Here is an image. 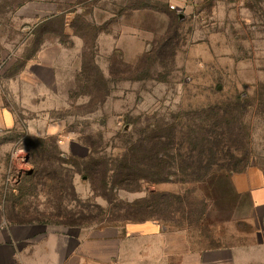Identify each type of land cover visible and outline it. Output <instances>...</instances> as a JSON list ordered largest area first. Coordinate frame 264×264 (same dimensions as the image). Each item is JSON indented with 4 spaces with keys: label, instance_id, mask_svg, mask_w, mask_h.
I'll return each mask as SVG.
<instances>
[{
    "label": "rangeland",
    "instance_id": "374dc122",
    "mask_svg": "<svg viewBox=\"0 0 264 264\" xmlns=\"http://www.w3.org/2000/svg\"><path fill=\"white\" fill-rule=\"evenodd\" d=\"M25 1L0 0V229L152 221L170 247L264 264V207L233 184L264 173V0H66L22 30ZM155 150L164 181L83 175L91 157L153 174Z\"/></svg>",
    "mask_w": 264,
    "mask_h": 264
},
{
    "label": "crops",
    "instance_id": "0c3cea01",
    "mask_svg": "<svg viewBox=\"0 0 264 264\" xmlns=\"http://www.w3.org/2000/svg\"><path fill=\"white\" fill-rule=\"evenodd\" d=\"M66 0H26L18 10L23 29L31 22L38 26L49 22L61 12L58 2ZM53 9V11H52ZM25 25V26H24ZM28 28V27H27ZM28 40L42 38L38 33L20 32ZM2 37V36H1ZM44 39L49 35L44 34ZM27 45V44H26ZM25 45V46H26ZM47 51L40 50L30 65L49 68L44 60ZM39 60V61H38ZM7 124L12 122L7 110ZM55 135V128H50ZM237 193H250L256 207H264V173L247 172L233 178ZM137 224V226L135 225ZM132 226V227H131ZM97 234L88 235L81 226L49 229L42 223L14 224L0 229V264H234L238 263L231 251L219 249L202 253L198 249L185 250L186 242L171 247L167 242L168 227L142 222L102 226ZM107 228V230H106ZM172 248V250H169ZM229 252V254H225Z\"/></svg>",
    "mask_w": 264,
    "mask_h": 264
},
{
    "label": "trees",
    "instance_id": "16d2710c",
    "mask_svg": "<svg viewBox=\"0 0 264 264\" xmlns=\"http://www.w3.org/2000/svg\"><path fill=\"white\" fill-rule=\"evenodd\" d=\"M217 113L218 111H213V115H217ZM214 132L216 133V137H219L217 136L216 130H214ZM220 136H223V135L221 134ZM160 144H163V143H160ZM217 144H220V141ZM140 146H144V145L140 144ZM152 154H153V157L151 158L155 160V164L150 166L151 167L150 170L155 173L153 174L151 173L150 175H140V176L137 175L142 170L140 169V167L143 164L142 159H139L138 161H135V160L132 161L134 165L130 166V163H128L125 157L118 159V162H120V165L118 168L117 166H115L114 168L113 167L111 168L106 163V161H101L98 158L91 157L89 158L90 161L84 166L83 175L91 179L96 178V180L101 182V184L104 187H109L110 185L111 186L113 185V186H118L122 188H129L130 185L128 184L124 185V183L130 180L147 181V182H152V183L164 181V179H161L162 178L161 174H164V173H158V172L159 171L163 172L164 170L169 169L170 166H168L167 162H164L162 158L158 155L159 154L158 150L153 151ZM187 170H188V167H185L184 171L186 172ZM112 172L113 173L116 172V175H112ZM147 218L148 220H150L155 217H153V215H149L144 220H146Z\"/></svg>",
    "mask_w": 264,
    "mask_h": 264
},
{
    "label": "built area",
    "instance_id": "2783aa9c",
    "mask_svg": "<svg viewBox=\"0 0 264 264\" xmlns=\"http://www.w3.org/2000/svg\"><path fill=\"white\" fill-rule=\"evenodd\" d=\"M171 8H172L173 10H176V9H178L179 7H178L177 5L172 4V5H171Z\"/></svg>",
    "mask_w": 264,
    "mask_h": 264
}]
</instances>
